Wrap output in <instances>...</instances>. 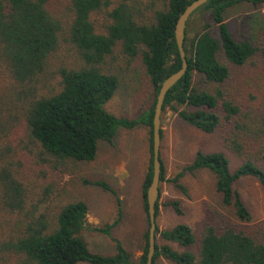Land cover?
Segmentation results:
<instances>
[{"label":"trees","instance_id":"1","mask_svg":"<svg viewBox=\"0 0 264 264\" xmlns=\"http://www.w3.org/2000/svg\"><path fill=\"white\" fill-rule=\"evenodd\" d=\"M159 1L145 19L138 16L135 0H0V264L147 263L156 96L164 79L182 66L175 27L193 0ZM241 2L264 7V0H209L193 14L208 13L206 21L190 31L188 20L189 67L169 90L163 110L206 133L222 130L226 147L242 161L231 171L225 153L199 150L171 182L185 190L184 172L211 170L222 205L238 222L249 223L253 216L234 185L247 176L264 184V96L257 106L244 108L225 98L221 88L231 75L226 61L241 67L254 64L257 55L264 58V43L235 39L227 23V10ZM119 59L124 68L139 59L152 86V101L131 117L106 107L120 86ZM141 125L148 128L150 153L142 186L146 231L143 253L133 261L112 235L120 218L101 228L112 235L116 251L94 252L83 235L86 201L53 206L52 200L56 175L70 171L72 162L94 160L100 141L112 143L120 129ZM168 203L183 213L179 200ZM159 233L165 242L158 241ZM171 242L197 249L179 251ZM159 257L173 264H264V221L254 228L240 226L216 212L199 239L186 223L157 227L154 264Z\"/></svg>","mask_w":264,"mask_h":264},{"label":"rangeland","instance_id":"2","mask_svg":"<svg viewBox=\"0 0 264 264\" xmlns=\"http://www.w3.org/2000/svg\"><path fill=\"white\" fill-rule=\"evenodd\" d=\"M140 18L152 15L149 7H159V0H135ZM208 13L198 12L191 17L189 30L206 21ZM227 23L237 40L249 39L257 45L264 43V7L253 9L249 2H241L226 12ZM253 63L235 66L226 61L231 75L221 86L225 98L234 99L244 108L257 106L264 96V58L257 55ZM118 72L120 86L107 109L124 116H133L139 108L151 102L152 86L146 75L145 67L138 59L129 64L119 59ZM117 65V62H116ZM124 68V69H123ZM214 91L215 85L207 83ZM162 140L160 155L166 168V178L160 182L159 215L157 224L160 231L179 223L190 225L197 238L201 237L203 228L211 215L221 212L236 224L257 227L264 221V184L255 177L238 179L234 187L252 214L249 223L238 222L236 216L222 205L221 195L217 191L215 174L209 169L197 170L195 173L184 172L180 182L185 190L171 182L184 167L191 163L199 150L204 153L221 151L230 161L231 171L242 163L241 159L223 141L222 130L206 133L194 125L185 122L176 112L167 108L163 110L161 121ZM150 158L148 147V128L144 125L134 129H120L112 143L100 141L98 153L92 161L71 163L70 171L55 176L56 192L52 205L70 201L84 200L89 206L83 235L94 252L112 254L116 251L115 238L120 239L137 261L143 253L145 244L146 216L142 201V186ZM104 182L105 185L97 183ZM179 200L182 214L176 212L168 202ZM119 222L111 229L112 235L103 231L108 224ZM157 239L165 242L159 233ZM179 250H196L195 247L171 242ZM158 264H173L165 257L157 259Z\"/></svg>","mask_w":264,"mask_h":264},{"label":"water","instance_id":"3","mask_svg":"<svg viewBox=\"0 0 264 264\" xmlns=\"http://www.w3.org/2000/svg\"><path fill=\"white\" fill-rule=\"evenodd\" d=\"M209 0H193L187 5L185 10L179 16L176 27H175V39L179 48V52L182 58L181 68L169 75L161 83L159 93L156 96V103L154 108L153 117V152H154V173L152 181L147 189V202H148V213H149V248L147 255L146 264H154V254L156 250V230L158 227L156 218V204L159 199L160 194V182H161V172H162V162H161V121L162 113L164 109V103L169 90L180 81L184 75L187 73L189 62L186 56V51L184 47L185 36H186V26L188 20L193 16L194 12Z\"/></svg>","mask_w":264,"mask_h":264}]
</instances>
